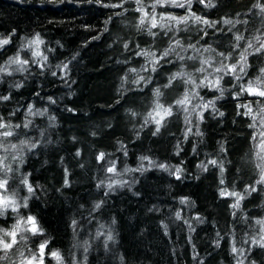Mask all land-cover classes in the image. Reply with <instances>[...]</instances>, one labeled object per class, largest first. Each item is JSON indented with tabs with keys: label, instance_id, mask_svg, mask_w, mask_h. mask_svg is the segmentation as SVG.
Masks as SVG:
<instances>
[{
	"label": "trees",
	"instance_id": "trees-1",
	"mask_svg": "<svg viewBox=\"0 0 264 264\" xmlns=\"http://www.w3.org/2000/svg\"><path fill=\"white\" fill-rule=\"evenodd\" d=\"M212 2L214 7L199 0H192L190 8L157 5L155 15L158 23L161 14L182 17L191 13L211 21L239 22L209 28L191 20L187 26L165 20L173 30L165 35V29L157 27L151 30L158 33L153 36L148 18L140 26L143 13L136 11L141 7L136 0H0V38H11L0 49V65L36 34L44 41L39 48L48 57L45 62L32 58L29 50L21 51L30 60L26 70L15 71V65L8 69L11 75L0 74V96L10 97L0 100V116L13 126L21 125L13 127L16 135L9 141L36 144L31 150L25 146L18 153L20 159L6 161L12 168L7 174L9 194L15 191L18 202L28 197L27 207L21 206L18 212L6 210L0 216L3 228H10L18 216L37 218L43 235L30 236L27 247L17 246L25 255H29L28 248L35 251L40 242L48 240L45 264H56L47 255L49 250H58L64 264H264V248L251 242L264 234L256 224L264 219V185L255 183L260 170L256 167L257 141L252 139L261 129L259 125L249 127L252 119L237 114L246 111L238 105L249 101L255 112V101L264 104V98L247 93L235 98L241 84L261 75L264 53L249 55L242 80L224 76L222 95L180 79L163 87L180 71L192 74L199 83L207 74L196 72L199 59L213 57L215 63L220 59L216 53L232 51L235 34L245 40L264 39V12L254 7L264 5V0ZM142 3L151 16L154 0ZM115 4L122 7H112ZM172 39L184 45L176 51L185 59L173 55V62L161 61L156 72L143 71L146 59L137 53L151 50L159 55ZM239 43L241 49L246 46L245 41ZM188 44H195L201 52L187 48ZM209 46L215 52L203 51ZM241 49L225 63L238 59ZM189 56L197 58L189 60ZM141 76L145 80L133 83ZM155 88L163 92L160 100L165 105L185 91H197L204 102L214 100L215 109L193 112L192 106L202 103L196 97L188 113L174 107L173 115L153 135L155 124H145V119L154 107ZM30 105L33 112L43 115H29ZM186 116L191 123H186ZM28 121L31 124L24 128ZM99 153H105L104 160L97 159ZM144 156L149 159L142 161ZM210 160L222 163L223 173ZM113 162L119 175L107 172ZM201 165H207V170ZM23 178L33 186L32 194L21 182ZM114 179L127 183L110 190L107 185ZM249 185L257 190L245 193ZM221 189L244 194L240 207H230L235 198L221 196ZM97 203L101 205L98 209ZM99 232L103 235L98 236ZM109 233L111 241L107 240ZM233 245L242 254H233ZM9 256L18 259L15 249Z\"/></svg>",
	"mask_w": 264,
	"mask_h": 264
},
{
	"label": "snow or ice",
	"instance_id": "snow-or-ice-1",
	"mask_svg": "<svg viewBox=\"0 0 264 264\" xmlns=\"http://www.w3.org/2000/svg\"><path fill=\"white\" fill-rule=\"evenodd\" d=\"M192 0H154V3L151 5L153 10V14L149 16L148 11H146L143 7L142 0H136L137 4H140L141 7L137 8L136 11L142 12L143 15L140 19V26L145 25V18H148L149 21V34L156 36L158 33L152 32L151 30L157 27L161 29H165L164 34L167 35L168 32L172 31V25L163 23V21H175L176 25L183 24L185 26L188 25L189 20H191L195 24H203L209 28H215L218 23H223L226 25H233L239 21L234 22L231 19H222V21H211L201 16H197L195 13H191V15H186L182 17H176L172 15L165 16L161 14L160 16V23L157 21V17L155 15V8L157 5L163 7L165 4H172L176 7H189L191 6ZM201 4H204L206 7H214V3L212 0H199ZM112 7H122V4H115ZM254 7L260 8L261 12H264V5L256 4ZM247 23V21H244ZM180 29H177L179 31ZM184 30H187L185 28ZM200 31L204 32V35H207V32L204 29H200ZM231 31V29H229ZM14 35V33H13ZM234 40L236 43L232 45V51L225 54L224 52L216 53V56L220 57L219 60H216L214 63L213 57L208 58H200L199 63L200 67L196 69L197 73H207L203 76L199 83L196 82L195 79L192 78V74L185 73V72H176L173 73L169 79L168 83L163 85L164 88L171 87L173 82L177 79H180L186 85H193L194 88H203L208 87L210 89H216L223 94V89L220 87V82L223 80L224 76L232 75L235 80L240 81L243 79V75H246V69L249 67L248 65V57L249 55H254L257 53H264V39L261 36H254L251 40H245V37L242 34H235ZM255 40L256 43L254 44L252 41ZM240 41H245L246 46L241 49ZM11 42V38H0V49H3L4 46L8 45ZM44 41L40 38L39 34H36L32 39L28 40L25 45H23L20 49L17 50L14 56L8 57L5 65H0V74L11 75V72L8 71V67L12 65H17L15 71H25V66L29 64L30 60L28 58H24L21 56V51L29 50L31 53L32 58L39 57L43 61H47L48 57L44 55V53L40 50L39 46L43 44ZM125 48L128 47L127 44L124 45ZM139 47V46H137ZM177 48L184 49V45L181 43L179 39H172L169 47L162 51L159 55L156 52L151 50H141L137 53V55H142L145 57L147 66H142L143 71H151L156 72L157 68L160 66L161 61H166L168 63H172L173 61L170 59L171 56L175 55L177 59L183 61L185 57L181 55L179 52L176 51ZM187 48L193 49L195 52L200 53L201 49L197 48L195 44H188ZM238 49H241L238 52V59H235L233 63H225L233 58V53L236 52ZM249 49H254L253 52H249ZM204 52H215V49H212L211 46L208 48L203 49ZM197 57L189 56L188 59H196ZM33 62H35L33 60ZM64 69H67V64H65ZM211 69V71H209ZM131 72H136V69H130ZM261 75L257 76L255 80H249L246 85H240V91L236 93L235 98H239L240 95L247 93L249 96H255L264 98V68L260 69ZM56 75L55 72L52 73ZM211 77V79H210ZM145 80L143 76L139 77V79L134 80L133 83L139 84L141 81ZM150 82V79L149 81ZM19 87V85H17ZM153 95L155 97L153 103L154 107L152 111H150L145 119V124L153 123L155 124V130L153 131V135H156L160 132L161 127L164 125L166 119L173 115V108L177 107L178 109L183 110L184 112L188 113L189 108L188 105L192 103V99L199 97L202 103L195 104L192 106V111L195 112L197 108H201L202 110H207L208 108L215 109V101L209 100L207 102L203 101V97L199 96V92L197 91H185L183 95L176 99L173 103L165 105L161 102L160 98L163 96V92L160 88H155L153 90ZM9 96H0V100H8ZM219 98V97H217ZM51 100V98H49ZM253 101H249L248 103L238 105V108H244L246 111L243 113L238 112V115H245L249 116L252 119V123L249 125L251 128H259V135L254 134L252 136L253 141H257L256 144V158L259 163L256 164V167L260 170V179L257 180L256 184L264 185V104L261 103L260 100H256L255 103L258 105L257 110L254 112L252 108ZM28 114L29 115H43L42 112H33L32 106L28 107ZM191 113H189L190 115ZM135 115V113H133ZM200 119H203V111L198 113ZM219 115L223 116V113H219ZM259 118V119H258ZM186 123H191L188 119V116L185 117ZM31 124V121L25 123L23 125L24 128H27ZM13 127L20 128L21 125L17 124L15 126L11 125L8 122H5L4 118L0 116V152L5 153V155H0V216L5 214V211L9 208L13 212H18L21 206L27 207V199L28 197L21 198V201L18 202L16 199L17 193L15 191H11L9 194V187H8V178L7 174L12 171L11 165L6 163V161L11 158L12 160L20 159L21 157L18 153L23 151V148L27 146L29 150L36 147L35 143H29L26 140H20L19 143H11L8 138L13 137L16 133L13 131ZM191 131V128L188 129ZM199 134V133H198ZM43 135V133H41ZM221 151H225L223 147H221ZM80 153L77 152V155ZM105 153H99L97 156L98 160H104ZM147 156L141 157V160H148ZM208 163L212 164L213 166H218L220 168L221 173L224 171L223 164H218L216 160H210ZM204 170H207V165H201ZM161 168H165V165H160ZM141 170V169H134ZM66 175H67V170ZM125 171H129V169H125ZM176 172H179L180 169H175ZM107 172L113 173L114 175H119L116 172L115 163L113 162L110 167L107 168ZM180 177L177 176V179ZM26 187L29 194L34 192L33 186L28 182L27 178H23L21 181ZM103 183V182H101ZM126 181L121 180H112L107 187L111 190L114 186H123ZM221 184L224 183L223 179L220 181ZM68 181L65 179V185L67 186ZM99 186V185H98ZM251 189V191H256V187L254 185H249L245 188V193H247ZM221 196H231L235 198V201L230 207L232 208H239L241 201L245 198L244 194L231 191L229 192L226 189H221L220 191ZM184 201L182 200V203ZM100 203L96 204V208L100 207ZM177 218H180V214L177 213ZM75 226L76 221L72 222ZM256 224L260 225L259 232L264 233V219H260L256 221ZM103 227V226H101ZM43 235V229L40 226L37 218L32 215L25 216H18L16 222L12 224L10 228H3L0 227V261L9 260L10 264H45V249L48 247V240H44L39 243L38 248L33 251L31 248H28L29 255H25V252L18 248V245L23 244L27 247V241L29 240L30 236H37ZM103 235L102 232L97 234ZM113 236L111 233L107 235V240L111 241ZM251 242L261 248H264V234L260 235L259 239L255 237L252 238ZM87 243V242H85ZM15 249V254L17 255L18 259L11 260L9 254L13 253ZM87 251V248H85ZM238 250L234 245L232 247L233 254L237 253ZM52 259L56 261V264H64L63 258L58 250H49L47 253ZM238 264H243V261H238Z\"/></svg>",
	"mask_w": 264,
	"mask_h": 264
},
{
	"label": "rangeland",
	"instance_id": "rangeland-1",
	"mask_svg": "<svg viewBox=\"0 0 264 264\" xmlns=\"http://www.w3.org/2000/svg\"><path fill=\"white\" fill-rule=\"evenodd\" d=\"M10 68H11V69H14V68H15V65L10 66ZM8 69H9V67H8ZM7 210H11V208H9V209H7Z\"/></svg>",
	"mask_w": 264,
	"mask_h": 264
}]
</instances>
